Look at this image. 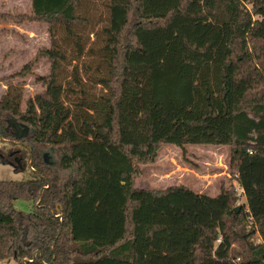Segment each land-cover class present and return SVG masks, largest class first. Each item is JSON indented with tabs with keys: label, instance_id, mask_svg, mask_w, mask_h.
<instances>
[{
	"label": "trees",
	"instance_id": "16d2710c",
	"mask_svg": "<svg viewBox=\"0 0 264 264\" xmlns=\"http://www.w3.org/2000/svg\"><path fill=\"white\" fill-rule=\"evenodd\" d=\"M103 3L93 29L87 0H31L30 13H0L46 24L51 37L4 78L0 136L23 142L4 151L20 153L27 175L0 180V261L264 264V0ZM43 57L42 89L23 107L12 79ZM134 64L151 67L143 142L124 141L121 127ZM11 119L28 132L17 138ZM164 145L229 146L228 184L216 196L137 187Z\"/></svg>",
	"mask_w": 264,
	"mask_h": 264
},
{
	"label": "rangeland",
	"instance_id": "374dc122",
	"mask_svg": "<svg viewBox=\"0 0 264 264\" xmlns=\"http://www.w3.org/2000/svg\"><path fill=\"white\" fill-rule=\"evenodd\" d=\"M105 0H87L86 12L93 18L92 29L99 28L106 16ZM28 0H0V11L18 9L28 10ZM5 8V9H4ZM2 9V10H1ZM34 34L29 40L28 34H14L13 41L8 42V34L0 35V96L8 88L7 78L17 73L36 55L42 46H50L51 37L46 24L28 23ZM32 24V25H31ZM91 27L85 32L89 33ZM26 34V35H25ZM92 41L95 36L91 35ZM49 62L40 58L31 74L25 78L12 79L22 88L23 107L29 97L42 89L39 77L47 73ZM129 80L125 84L126 92L121 102V127L124 141H146L150 130L151 67L145 64H134L129 71ZM21 81V82H18ZM0 147L5 144L0 136ZM29 168L27 163L26 169ZM142 176L137 187L148 189H165L173 185H185L198 193L216 196L223 184H228L231 177V148L229 146L187 145L184 149L175 145H164L154 163L142 165ZM27 175L23 169H16L11 163L0 161V180H21ZM244 197H241L243 200ZM16 207L29 210L30 203L23 199L16 200ZM0 264H19L14 259H4Z\"/></svg>",
	"mask_w": 264,
	"mask_h": 264
},
{
	"label": "crops",
	"instance_id": "0c3cea01",
	"mask_svg": "<svg viewBox=\"0 0 264 264\" xmlns=\"http://www.w3.org/2000/svg\"><path fill=\"white\" fill-rule=\"evenodd\" d=\"M8 1V0H6ZM14 1V0H12ZM31 3V0H28ZM29 9L28 10H18L13 9L12 11L7 9L8 7H6L7 11H0V13H10V14H22V13H30L31 12V6L29 5ZM5 9V8H4ZM2 10V9H1ZM32 25V24H31ZM24 28H31V26L28 23H15L13 21H0V35L2 34H8V38L11 37L10 39H8V42L13 41L12 36L14 34L16 35H21V37H23V33H27L29 40L31 39V35L34 34L32 32V30H30L29 32H26V30ZM26 35V34H25Z\"/></svg>",
	"mask_w": 264,
	"mask_h": 264
},
{
	"label": "flooded vegetation",
	"instance_id": "af4514ba",
	"mask_svg": "<svg viewBox=\"0 0 264 264\" xmlns=\"http://www.w3.org/2000/svg\"><path fill=\"white\" fill-rule=\"evenodd\" d=\"M11 121H12V119L10 120V123H11ZM11 124H13V123H11ZM20 124V129L18 130L14 125V127H15V131H16V136L18 135V134H22L23 132H24V130H25V128L22 126V124L21 123H19ZM24 134H26V133H23L22 135H24ZM21 135V136H22ZM3 139H4V141H5V144H12V143H15L16 145H18V146H22V144H23V142L21 141V140H14V139H10V138H4L3 137ZM5 152V153H4ZM19 152L17 151V150H12V151H10L9 153H8V156H6L7 155V151H4V149L3 148H1L0 147V157L1 158H4V159H2V160H0V161H3V162H9V163H11L16 169H22V168H25L24 166H23V160H22V157H21V155H20V153L18 154Z\"/></svg>",
	"mask_w": 264,
	"mask_h": 264
},
{
	"label": "water",
	"instance_id": "95a60500",
	"mask_svg": "<svg viewBox=\"0 0 264 264\" xmlns=\"http://www.w3.org/2000/svg\"><path fill=\"white\" fill-rule=\"evenodd\" d=\"M11 123H13V125H14L18 130L21 128V127H20V124H19L17 121H15L14 119H12ZM22 126L25 128V130H24L23 133H27V132H28V127H27L26 125H24V124H22ZM23 133H22V134H23ZM22 134H18V135H17V138L21 137ZM238 209H239V206L236 208V210H238Z\"/></svg>",
	"mask_w": 264,
	"mask_h": 264
},
{
	"label": "built area",
	"instance_id": "2783aa9c",
	"mask_svg": "<svg viewBox=\"0 0 264 264\" xmlns=\"http://www.w3.org/2000/svg\"><path fill=\"white\" fill-rule=\"evenodd\" d=\"M218 240H220V239H218ZM236 262H237V264H238V262H239V258L236 259Z\"/></svg>",
	"mask_w": 264,
	"mask_h": 264
}]
</instances>
